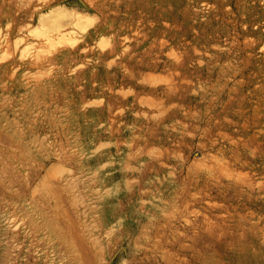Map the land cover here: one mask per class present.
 Wrapping results in <instances>:
<instances>
[{"label":"rangeland","instance_id":"374dc122","mask_svg":"<svg viewBox=\"0 0 264 264\" xmlns=\"http://www.w3.org/2000/svg\"><path fill=\"white\" fill-rule=\"evenodd\" d=\"M0 264H264V0H0Z\"/></svg>","mask_w":264,"mask_h":264}]
</instances>
